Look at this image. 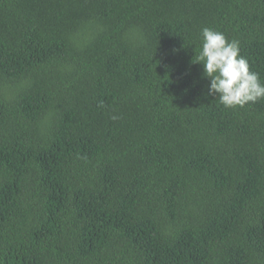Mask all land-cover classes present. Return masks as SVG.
Masks as SVG:
<instances>
[{
	"label": "trees",
	"instance_id": "obj_1",
	"mask_svg": "<svg viewBox=\"0 0 264 264\" xmlns=\"http://www.w3.org/2000/svg\"><path fill=\"white\" fill-rule=\"evenodd\" d=\"M204 27L264 82V0H0V264H264V100Z\"/></svg>",
	"mask_w": 264,
	"mask_h": 264
},
{
	"label": "clouds",
	"instance_id": "obj_2",
	"mask_svg": "<svg viewBox=\"0 0 264 264\" xmlns=\"http://www.w3.org/2000/svg\"><path fill=\"white\" fill-rule=\"evenodd\" d=\"M201 37L195 62L202 63L203 74L210 78L208 94L216 95L225 108L264 100V82L240 54L239 41L229 40L222 31L211 27H204Z\"/></svg>",
	"mask_w": 264,
	"mask_h": 264
}]
</instances>
